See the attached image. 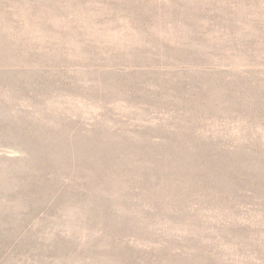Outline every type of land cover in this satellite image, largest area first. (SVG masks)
<instances>
[{"label":"rangeland","instance_id":"obj_1","mask_svg":"<svg viewBox=\"0 0 264 264\" xmlns=\"http://www.w3.org/2000/svg\"><path fill=\"white\" fill-rule=\"evenodd\" d=\"M0 264H264V0H0Z\"/></svg>","mask_w":264,"mask_h":264}]
</instances>
